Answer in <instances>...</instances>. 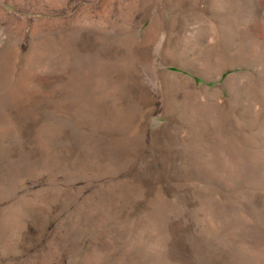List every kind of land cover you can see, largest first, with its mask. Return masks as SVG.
Listing matches in <instances>:
<instances>
[{
    "label": "rangeland",
    "instance_id": "374dc122",
    "mask_svg": "<svg viewBox=\"0 0 264 264\" xmlns=\"http://www.w3.org/2000/svg\"><path fill=\"white\" fill-rule=\"evenodd\" d=\"M264 264V0H0V264Z\"/></svg>",
    "mask_w": 264,
    "mask_h": 264
},
{
    "label": "bare ground",
    "instance_id": "6f19581e",
    "mask_svg": "<svg viewBox=\"0 0 264 264\" xmlns=\"http://www.w3.org/2000/svg\"><path fill=\"white\" fill-rule=\"evenodd\" d=\"M254 264V263H253Z\"/></svg>",
    "mask_w": 264,
    "mask_h": 264
}]
</instances>
